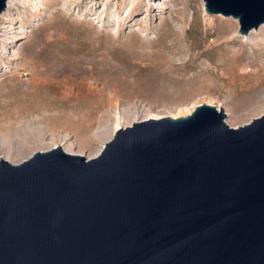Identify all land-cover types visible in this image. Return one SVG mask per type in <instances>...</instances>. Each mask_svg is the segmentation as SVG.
Here are the masks:
<instances>
[{"label":"water","instance_id":"water-1","mask_svg":"<svg viewBox=\"0 0 264 264\" xmlns=\"http://www.w3.org/2000/svg\"><path fill=\"white\" fill-rule=\"evenodd\" d=\"M203 2L241 35L264 24V0ZM226 116L134 122L91 159L0 158V264H264V114Z\"/></svg>","mask_w":264,"mask_h":264},{"label":"rangeland","instance_id":"rangeland-1","mask_svg":"<svg viewBox=\"0 0 264 264\" xmlns=\"http://www.w3.org/2000/svg\"><path fill=\"white\" fill-rule=\"evenodd\" d=\"M0 23V157L12 164L56 143L91 159L119 121L205 103L232 128L264 114V24L241 35L203 0H17Z\"/></svg>","mask_w":264,"mask_h":264},{"label":"bare ground","instance_id":"bare-ground-1","mask_svg":"<svg viewBox=\"0 0 264 264\" xmlns=\"http://www.w3.org/2000/svg\"><path fill=\"white\" fill-rule=\"evenodd\" d=\"M16 1L17 0H8V2H7V6H6V11L12 6V5H15L16 4ZM23 3H25V0H21ZM2 19H3V17H2ZM4 28L5 27H3V24L2 23H0V57H2V51H1V49H2V47H1V37H2V32H3V30H4ZM206 104V103H205ZM210 104V103H209ZM209 104H207V105H209ZM190 112V111H189ZM188 112V113H189ZM191 113V112H190ZM188 115V114H187ZM148 119H158V118H148ZM132 123H134V122H132ZM227 124H229L228 122H226ZM129 126H130V124H129ZM120 127H122V125H121V123H120V121L119 122H117L116 123V125H115V130H114V132L117 130V129H119ZM96 137V136H95ZM73 146V143H70V145H69V147H72ZM61 148L62 149V145H61V143H56V144H54V147L53 148ZM52 148V149H53ZM64 152H66V153H69V154H73V155H81L80 153H81V147H79V150L76 152V153H73V152H69V151H67V150H65V149H62ZM99 152H100V150L98 151V152H96V153H94V154H92L93 156L91 157V158H94V157H96L98 154H99ZM22 153H23V151H21V150H17L16 151V155L18 156V157H21V155H22ZM1 158V157H0Z\"/></svg>","mask_w":264,"mask_h":264}]
</instances>
